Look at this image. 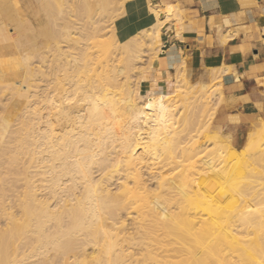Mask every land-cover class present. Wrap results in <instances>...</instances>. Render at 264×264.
I'll return each mask as SVG.
<instances>
[{"label": "bare ground", "instance_id": "6f19581e", "mask_svg": "<svg viewBox=\"0 0 264 264\" xmlns=\"http://www.w3.org/2000/svg\"><path fill=\"white\" fill-rule=\"evenodd\" d=\"M110 1L0 0V91L11 93L0 115V145L9 132L18 134L0 150V191L23 180L16 211L0 212V264H264V132L251 134L236 155L207 141L213 150L202 158L199 123L198 132L189 126L184 136L180 129L189 99L179 90L187 83L178 80L182 61L158 46L164 31L182 27L183 10L119 1L133 13L123 21L156 22L138 34L124 26L122 42L114 38L127 60L138 56L140 41L158 44L152 83L140 81L135 91L117 59L106 62L111 37L101 40L106 28L94 15ZM161 15L171 19L168 27ZM48 52L56 68L41 70L39 105L30 108L31 60ZM163 65L175 71L173 85L161 88ZM26 163L33 170L21 167L20 177L18 165Z\"/></svg>", "mask_w": 264, "mask_h": 264}, {"label": "crops", "instance_id": "0c3cea01", "mask_svg": "<svg viewBox=\"0 0 264 264\" xmlns=\"http://www.w3.org/2000/svg\"><path fill=\"white\" fill-rule=\"evenodd\" d=\"M158 4L183 10L181 37H176L181 31L178 23L171 30L174 36L161 41L164 51L184 62L189 78L209 83L211 68L222 71L223 98L213 125L237 137L247 125L264 119V0H164ZM172 67L163 65L161 76H173Z\"/></svg>", "mask_w": 264, "mask_h": 264}, {"label": "rangeland", "instance_id": "374dc122", "mask_svg": "<svg viewBox=\"0 0 264 264\" xmlns=\"http://www.w3.org/2000/svg\"><path fill=\"white\" fill-rule=\"evenodd\" d=\"M114 1V0H113ZM110 1V3H108V5H107V8H106V12H104V10H100V9H98L97 10V13L94 15V17L96 18L97 17V19H99V22H101L102 21V23H100L101 24V26L103 25V27L104 28H106V29H104V31L102 32L103 33V39H101V40H105L106 38V40L105 41H108V38H110V40H109V44L110 43H112V47H111V49L113 50L112 51V54L110 53L109 54V56H108V60L106 61L107 63H108V65L111 63V61H115L116 59H117V61H115V63H116V65L118 66V67H121V68H123V75H122V77H123V80L125 81L126 80V82H129V84L130 85H132V87L134 86V90L135 91H137V87L139 86V82L140 81H142V82H144L145 83V86L146 87H149L150 85H151V83H152V77H153V75H154V71H155V69H156V66L154 65V52H155V50H153L154 48H156L157 46L156 45H158V44H156V45H153L152 44V46L149 44L148 45V43L146 44V42L145 41H142V43H141V41L139 42V44H138V48L136 49V54L139 56H137L136 58L134 57V58H131V59H129V60H127L126 59V57H124V55H122V54H120V55H118V49H119V47L117 46V44H115V42H114V40L116 39V41H120V42H122V40H121V35H119L118 33H119V31H122L124 28H126L127 30L129 29V31L130 32H132V34H138V32H141L140 30H146V29H149L150 27L152 28L154 25H155V20L153 19L152 20V22H150L148 19H147V17H144V16H142L141 17V19H139V21H137V20H134V22L135 23H131V22H126V21H123V19L125 18V17H128V18H133V13L131 12V10H128V9H126V6H127V4H128V2H124V6H122V3L121 2H119L120 0H118V1ZM155 1H157L158 3H161V4H163V1L164 0H155ZM116 3H118V4H116ZM169 5H171V6H173L174 8H177V9H179V7H177V5H174V4H166L165 6H163V7H165V8H163V9H161V11L162 12H166L165 10L167 9V7L169 6ZM118 6V7H117ZM121 7V8H120ZM168 8H170V7H168ZM121 9V10H120ZM123 9V10H122ZM120 10V11H119ZM174 10H176V9H174ZM181 10V9H180ZM104 12V13H102V12ZM123 11V12H122ZM109 12H110V15H109ZM122 12V13H121ZM130 13V14H129ZM129 14V15H128ZM107 15H108V18H107ZM125 15V16H124ZM181 15H182V13H181ZM103 16V17H102ZM110 16V17H109ZM115 16H116V18H115ZM123 16V17H122ZM113 17V18H112ZM161 17L163 18V20H165V22H164V24H166L167 25V27L171 24V19L170 18H164L163 17V15H161ZM104 18V19H103ZM122 19V20H121ZM105 21V22H104ZM121 21H122V23H121ZM124 22V23H123ZM104 23V24H103ZM109 23V24H108ZM183 22L181 21V31L180 32H177V34H176V37H181V32L184 30V27H183ZM113 25V26H112ZM122 25V26H121ZM124 26H126V27H124ZM122 27H124V28H122ZM172 27H173V25H172ZM111 28V29H110ZM112 29H114V31H112ZM173 28H168L166 31H164V36H165V38L166 37H169V38H171L172 36H174L173 35V32L171 31ZM112 32H114V34L113 33H111V31ZM107 31V32H106ZM136 33H135V32ZM105 32V33H104ZM111 34V35H110ZM113 34V35H112ZM110 35V36H109ZM101 37V38H102ZM115 38V39H114ZM164 38V39H165ZM112 40V41H111ZM114 42V43H113ZM141 43V44H140ZM114 44V45H113ZM116 46V47H115ZM156 46V47H155ZM159 46V50L160 51H162V53L164 54V53H166V55L167 56H169L170 58H173L171 55H170V53L168 52V51H164L163 49H165L164 48V46H163V42L161 41V45H158ZM147 47L149 48L150 47V49H147ZM152 47H154L153 49H152ZM114 49H116V50H114ZM46 50V49H45ZM94 50V52L95 51H97V48H94V49H92V51ZM148 50V51H147ZM150 51V52H149ZM52 52V51H51ZM51 52H48V53H46L47 54V56H46V54L43 56V58H41V60L44 62L45 61V63H43L41 60L39 61V59L40 58H38V57H34L32 60H31V69L33 70L32 72H33V76H31L30 77V80H29V83H31V84H33V86L32 87H28V91L26 92V94L28 95V101H29V105H30V108H36L39 104H38V102H39V99H40V96H39V93H41V91H40V87H41V82H38V81H40V79L41 78H43V76L42 75H40L39 76V74H41L42 73V71H44V70H42V69H46L45 71H44V73L45 72H47V74L49 73L50 74V72L52 73L54 70H52L53 69V67H55L56 66V64H57V62L55 63V62H53L54 61V59H55V56H52L51 57V55H52V53ZM94 52H93V55H95L94 54ZM147 52V53H146ZM53 55H55V54H58L56 51H53ZM96 53V52H95ZM51 54V55H50ZM112 56V58H111V56ZM114 55H115V57H117V58H115L114 57ZM117 55V56H116ZM50 56V57H49ZM114 57V58H113ZM121 57H124V58H122L121 59ZM38 59V61H37V59ZM47 58V59H46ZM50 58H53V59H51V62H50ZM111 58V59H110ZM47 61H46V60ZM121 59V60H120ZM111 60V61H110ZM122 63H121V62ZM134 61V62H133ZM40 62V63H39ZM132 62V63H131ZM37 63H38V65H37ZM47 63H48V65L49 66H52V67H49L48 65H47ZM55 63V64H54ZM121 63V64H120ZM124 63V64H123ZM153 63V64H152ZM41 64V65H40ZM52 64V65H51ZM126 64V65H125ZM139 64V65H138ZM43 65V66H42ZM46 67H45V66ZM121 65V66H120ZM134 65V66H133ZM38 66V67H37ZM43 68H42V67ZM132 66V67H131ZM39 67H41L40 69H39ZM49 67V68H48ZM135 67V68H134ZM183 67V68H182ZM52 68V69H51ZM56 68V67H55ZM54 68V69H55ZM126 68H128V69H126ZM50 69V70H49ZM135 69V70H134ZM38 70H40V73H39V71ZM42 70V71H41ZM52 70V71H51ZM141 72H140V71ZM180 70H181V72H183V74L180 72V75H181V77H179L178 76V80H182V78L185 80L186 78H185V76L189 79H186L187 80V83H183L182 81H181V83L180 84H182L183 85V87L181 88V89H179V90H181V91H183L186 95H187V97H189V99L186 101V102H184V104L182 103V101L180 100V97L179 98H177V99H175V100H172V101H174V102H171V104L174 106V108H175V110H176V108H177V110L176 111H178L179 109H180V107H179V105L182 107V104L185 106V104H186V107H188V108H186V107H183V108H185L184 110L185 111H183V112H181V114H180V117H179V120H180V123H182L183 121H181V120H184V123L188 126V128H187V126H185V128H184V124L181 126V128L180 129H182V127H183V129H187V130H181V133H183L184 134V132H185V134H184V136L188 133L187 131L189 130V126H191V128L192 129H196V127H198V126H200V128L199 129H201L200 131H199V135H198V133H196V132H198V130L196 131L195 129V133L198 135L197 136V141L198 140H200L201 142L199 143V141L197 142L199 145H202L201 143H203V147H204V144L207 146V149L206 148H204V150L205 151H202L201 153L202 154H205L204 156H202V154H199V156H200V158H201V156H202V158L203 157H206V155H208L209 154V152L211 153L212 152V148H213V146L211 145H209V142H211V141H213V142H216V143H218V144H225V145H229V149H230V152L232 153V147H235L236 149H240V147L239 146H241V144L244 142V144L246 143V141L250 138V135L251 134H253V133H258V132H261V131H263L264 132V130H263V126H264V119H259V120H257L256 122H252L251 124H249V125H247L245 128H244V130H241L240 132H239V134H238V136L236 137V136H233L232 134H231V132H225L224 130H219V129H217L214 125H213V122H214V116L216 115V111H217V107H218V105H219V103L222 101V98H223V95H222V78H221V75H222V71H218L219 69H214V68H211L210 70H211V76H212V78H211V80H210V82L209 83H207V82H205V83H203V82H194L195 80H196V78H189V74L188 73H186V69H185V71H184V62L182 61V66H180ZM183 70V71H182ZM38 71V72H37ZM126 73V74H125ZM184 73H185V76H184ZM129 74V75H128ZM140 75V77L138 76V75ZM124 75H125V77H124ZM126 75H127V77H126ZM143 75V76H142ZM135 76V77H134ZM168 76V78H166ZM39 77V78H38ZM137 77H139V78H137ZM143 77V78H142ZM158 77L159 78H157L156 79V82H157V86L158 87H161V88H163V87H165V84H166V82L168 81L170 84L171 83H173V79H174V77L172 76V75H170V74H168V75H166L165 77H162L161 76V73H159V75H158ZM136 78H137V80H136ZM162 78V79H161ZM130 79V80H129ZM173 80V81H172ZM133 82V83H132ZM38 84V85H37ZM138 84V85H137ZM200 84H206L207 86L206 87H204V88H200L199 86H200ZM36 87H35V86ZM40 85V86H39ZM171 85H173V84H171ZM39 86V87H38ZM2 92V93H1ZM6 95H5V94ZM0 94L2 95V96H0V115H2L3 114V110H4V108L3 107H5L6 105H7V103L9 102V100H10V98H11V96H10V91H6V92H4V91H0ZM8 94V95H7ZM5 95V96H4ZM8 96V97H7ZM5 97V98H4ZM10 97V98H9ZM7 98V99H6ZM200 99H201V101H200ZM8 100V101H7ZM180 100V101H179ZM177 101V102H176ZM200 102H202V103H200ZM174 103V104H173ZM197 103H200V104H202L201 106H202V110H200L198 107H197V109H195L196 108V104ZM200 106V107H201ZM191 109V111H189ZM199 109V110H198ZM193 110H195V111H199V113H198V111H197V113H198V115H200L199 117H198V115H196V114H194V111ZM181 111H182V109H181ZM193 111V112H192ZM187 112V113H186ZM191 112V114H189ZM184 113V114H183ZM193 114V115H192ZM181 115H183V117L181 116ZM187 115H189V117H187ZM212 115V116H211ZM197 116V117H196ZM187 117V118H186ZM192 117H193V119H192ZM196 117V118H195ZM34 118H35V121H33L34 123H35V125H36V123H37V115H34ZM197 118H199V119H197ZM187 120V122H185ZM192 120V121H191ZM195 120V121H194ZM197 122V123H196ZM203 122V123H202ZM16 122H13V124H15ZM192 123H193V125H192ZM195 123V124H194ZM199 123V125L197 126L196 124H198ZM181 125V124H180ZM202 125H205V126H203V128H201L202 127ZM194 128H193V127ZM196 126V127H195ZM15 127H17V126H15ZM35 127H37V126H35ZM180 127V126H179ZM191 128H190V130H191ZM12 129H13V127H12ZM194 130H193V133H194ZM192 133V134H193ZM11 134V135H10ZM16 133H14V134H12V133H8L7 134V139L6 140H4L5 142H3L1 145H0V150L2 149V147L5 145V146H11L12 145V139H15L13 136L15 135ZM17 135L18 134H16V136L15 137H17ZM193 135H195V134H193ZM263 136H264V133L262 134ZM12 138V139H11ZM199 138V139H198ZM196 139V138H195ZM263 139H264V137H263ZM9 140V141H8ZM11 140V141H10ZM195 141V140H194ZM206 141V142H205ZM207 141H209V142H207ZM243 144V145H244ZM232 146V147H231ZM208 147H209V149H208ZM202 148V147H201ZM242 149V148H241ZM207 150H208V152H207ZM211 150V151H210ZM240 152H241V150H240ZM239 152V153H240ZM1 153V152H0ZM239 153H232L233 155H236V154H239ZM0 156H2L1 154H0ZM28 161H29V163H28ZM27 161V163H28V165L31 163L30 161H31V159L30 160H28ZM27 163L24 165V167L23 166H21V164L20 165H18L19 166V176L20 177H22V175H23V171L21 170V169H23V168H26V169H24V170H28V171H30V169L31 170H33V168H30V169H27ZM152 164H153V162H152ZM158 165L159 164H154V166L156 167H158ZM162 165V164H161ZM153 166V165H152ZM152 166H151V168H152ZM153 166V168H155ZM160 166V165H159ZM169 167L171 166V164L170 165H168ZM167 166V167H168ZM22 167V168H21ZM166 167V168H167ZM21 168V169H20ZM0 169H1V167H0ZM35 176L36 177H38L36 174H35ZM36 177H34V180L36 181ZM10 179V178H9ZM33 180V178H32V182H33V184H34V181ZM22 183H23V180L21 179V180H18V181H16V182H11V181H8V183L7 182H5L4 184H3V187H4V189L2 190V191H0V212L4 209L5 211H7V212H15L16 211V208L17 207H14V203H13V198H16V196L17 195H19V193H20V191L22 190V188L21 187H19V185H22ZM36 184H37V182H36ZM5 219L3 218V216L0 214V228H4L5 226Z\"/></svg>", "mask_w": 264, "mask_h": 264}]
</instances>
